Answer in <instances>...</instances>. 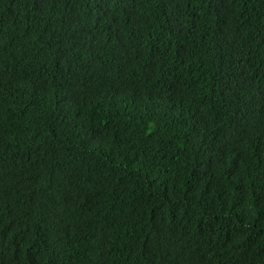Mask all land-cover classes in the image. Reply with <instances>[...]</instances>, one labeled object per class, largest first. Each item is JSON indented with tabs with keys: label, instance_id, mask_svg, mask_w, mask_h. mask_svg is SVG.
Here are the masks:
<instances>
[{
	"label": "trees",
	"instance_id": "16d2710c",
	"mask_svg": "<svg viewBox=\"0 0 264 264\" xmlns=\"http://www.w3.org/2000/svg\"><path fill=\"white\" fill-rule=\"evenodd\" d=\"M0 264H264V0H0Z\"/></svg>",
	"mask_w": 264,
	"mask_h": 264
}]
</instances>
